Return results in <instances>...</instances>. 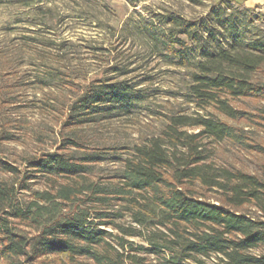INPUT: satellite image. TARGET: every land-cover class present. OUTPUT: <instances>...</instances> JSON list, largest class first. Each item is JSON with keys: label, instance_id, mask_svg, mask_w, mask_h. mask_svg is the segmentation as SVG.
<instances>
[{"label": "trees", "instance_id": "obj_1", "mask_svg": "<svg viewBox=\"0 0 264 264\" xmlns=\"http://www.w3.org/2000/svg\"><path fill=\"white\" fill-rule=\"evenodd\" d=\"M216 9L200 28L175 12L136 21L151 53L170 63L188 60L186 40L198 45L187 87L194 110L172 112L140 143L104 147L115 151L109 172L80 128L132 112L143 89L126 81H90L66 106L69 135L26 158L25 170L0 150V167L14 178H0V264H264V163L249 172L215 157L223 142L264 157L262 143L224 119L258 122L233 102L264 99V34L242 32ZM45 73L58 86L73 81L59 69ZM32 179L44 187L22 199Z\"/></svg>", "mask_w": 264, "mask_h": 264}, {"label": "rangeland", "instance_id": "obj_2", "mask_svg": "<svg viewBox=\"0 0 264 264\" xmlns=\"http://www.w3.org/2000/svg\"><path fill=\"white\" fill-rule=\"evenodd\" d=\"M214 8L242 32L264 34V10L236 0H145L139 5L128 0H42L30 6L19 0H2L0 97L7 102L0 103V150L4 159L23 171L26 158L56 150L70 133L63 127L66 106L90 81L111 78L135 84V90L143 89L132 112L80 128L88 150L101 148L106 157L101 168L112 170L115 151L104 147L140 143L158 134L172 112L194 110L187 87L193 61L199 57L198 45L186 40L188 60L170 63L151 53L150 44L136 30V21L151 12H175L200 28L201 23L212 25L208 18ZM113 66L119 70H109ZM49 69H59L67 79L71 74L70 86H58L54 77L49 79L45 73ZM233 104L253 115H264V99L242 98ZM259 116L258 122L223 118L245 128L264 145V116ZM215 157L219 163L249 172H257L264 163V157L255 151L238 150L228 142L219 144ZM0 178L14 180L1 167ZM43 187V180H30L22 199L30 196V189ZM207 196L214 199L215 194L211 191Z\"/></svg>", "mask_w": 264, "mask_h": 264}, {"label": "crops", "instance_id": "obj_3", "mask_svg": "<svg viewBox=\"0 0 264 264\" xmlns=\"http://www.w3.org/2000/svg\"><path fill=\"white\" fill-rule=\"evenodd\" d=\"M241 2L243 5L253 8V7H261L264 10V0H236Z\"/></svg>", "mask_w": 264, "mask_h": 264}]
</instances>
